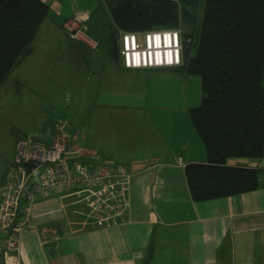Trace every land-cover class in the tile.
Masks as SVG:
<instances>
[{
  "label": "crops",
  "instance_id": "1",
  "mask_svg": "<svg viewBox=\"0 0 264 264\" xmlns=\"http://www.w3.org/2000/svg\"><path fill=\"white\" fill-rule=\"evenodd\" d=\"M48 19L42 22L32 41L31 53L9 77L17 69L21 80L46 78L56 71L54 48L63 39L71 40L69 34L65 36L67 31L72 35L81 27L71 22L66 24V30H61V25ZM86 30L82 28L81 33ZM80 36L73 39H84L93 49L97 48L83 34ZM109 59L116 63L110 55ZM185 60L186 56L184 63ZM116 64L121 68L113 85L116 91L123 88L118 81L119 73L173 76L181 86L180 79L172 74L183 72L184 66L126 70L119 60ZM160 96L171 106L165 104L152 116L147 114L130 121L118 116L116 111L104 112L103 124L95 126L113 137L120 129L129 133V142L121 145L120 150L117 147L107 158L124 165L132 176L128 206L123 214L113 224L99 227L95 223L97 216L89 215L82 194H56L35 200L31 229L21 236L17 252L0 249V264H264V171L258 172V188L254 192L193 202L184 167L207 161L201 139L188 116L189 110L196 107L187 99L184 104L176 105L174 93ZM118 102L119 98L115 103ZM52 124L45 125V133L50 135ZM65 127L72 161L87 169L98 165L101 154L74 144L72 127L69 123ZM18 139L19 136L15 141ZM14 154L0 179L11 167ZM177 159L182 161V166ZM243 163L244 159L228 161L230 166ZM37 171H33V176Z\"/></svg>",
  "mask_w": 264,
  "mask_h": 264
},
{
  "label": "trees",
  "instance_id": "2",
  "mask_svg": "<svg viewBox=\"0 0 264 264\" xmlns=\"http://www.w3.org/2000/svg\"><path fill=\"white\" fill-rule=\"evenodd\" d=\"M199 1H102L112 25L107 52L116 63L119 31L170 30L183 23L190 28L182 34L185 56L200 11L195 53L183 65L187 74L200 76L203 94L188 116L207 161L184 167L195 203L254 192L259 169L251 165L264 157V0H203L202 7ZM48 10L42 0H0V85L31 53ZM59 131L54 124L53 142ZM66 149L72 161L73 153ZM232 159L245 163L230 166Z\"/></svg>",
  "mask_w": 264,
  "mask_h": 264
},
{
  "label": "rangeland",
  "instance_id": "3",
  "mask_svg": "<svg viewBox=\"0 0 264 264\" xmlns=\"http://www.w3.org/2000/svg\"><path fill=\"white\" fill-rule=\"evenodd\" d=\"M42 1L49 6L47 19L61 25V30H66L67 23L75 22L78 28L87 29L82 32L83 36L90 43H95L97 48L93 49L84 39L74 40L73 34L67 31L65 36L69 34L71 40L65 37L54 48L56 71L51 76L21 80L17 69L13 78L9 75L6 83L0 85V174L13 159L18 136L36 139L39 143L51 142L52 137L44 132V128L53 123L60 129L58 140L68 144L65 126L53 120L69 123L75 133L74 144L94 154H101L100 163L115 164L113 160L107 159L108 155L129 142V133L128 130L120 129L113 137L95 128L97 124H103L101 116L104 112L116 111L118 116L129 121L141 119L147 114L152 116L166 104L160 99L163 93H174L177 96L176 105L184 104L186 99L194 107L200 105L203 98L200 76L189 75L184 70L172 74L180 79L181 86L173 76H124L119 73L118 81L123 88L116 91L113 85L121 68L109 59L107 52V39L111 35L112 25L102 0ZM202 3L203 0H200V7ZM198 17L193 25V42L185 46L187 61L194 56L199 40L200 11ZM182 29L184 32L190 31L186 23H183ZM153 95L156 96L155 100ZM118 98L120 102L117 104ZM166 106L171 105L167 103Z\"/></svg>",
  "mask_w": 264,
  "mask_h": 264
},
{
  "label": "built area",
  "instance_id": "4",
  "mask_svg": "<svg viewBox=\"0 0 264 264\" xmlns=\"http://www.w3.org/2000/svg\"><path fill=\"white\" fill-rule=\"evenodd\" d=\"M78 34H83L81 28L73 36ZM182 34V26L143 33L119 31L120 64L126 70L183 67ZM58 139L49 144L29 137L17 140L14 161L0 179V249L11 253L20 249L21 236L32 226L35 200L56 194H82L89 215L97 216L95 223L99 227L113 224L127 209L132 176L125 166L99 163L87 169L69 160L67 144ZM177 162L182 166L180 159ZM29 166H33L32 170ZM251 167L264 171V157ZM35 170L38 171L33 176Z\"/></svg>",
  "mask_w": 264,
  "mask_h": 264
}]
</instances>
